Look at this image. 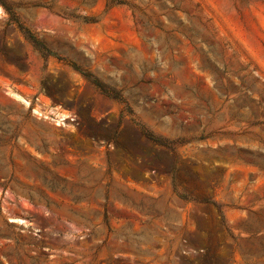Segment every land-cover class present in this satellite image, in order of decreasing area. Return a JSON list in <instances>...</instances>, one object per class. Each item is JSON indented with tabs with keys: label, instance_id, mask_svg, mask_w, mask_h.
<instances>
[{
	"label": "rangeland",
	"instance_id": "374dc122",
	"mask_svg": "<svg viewBox=\"0 0 264 264\" xmlns=\"http://www.w3.org/2000/svg\"><path fill=\"white\" fill-rule=\"evenodd\" d=\"M0 264H264V0H0Z\"/></svg>",
	"mask_w": 264,
	"mask_h": 264
},
{
	"label": "trees",
	"instance_id": "16d2710c",
	"mask_svg": "<svg viewBox=\"0 0 264 264\" xmlns=\"http://www.w3.org/2000/svg\"><path fill=\"white\" fill-rule=\"evenodd\" d=\"M11 16L13 17V14H11ZM17 24V28L22 32V34L26 37V39L32 41L34 44H37V42L35 41L36 39L30 34V32L25 29L22 25H20L18 23V21H16Z\"/></svg>",
	"mask_w": 264,
	"mask_h": 264
}]
</instances>
